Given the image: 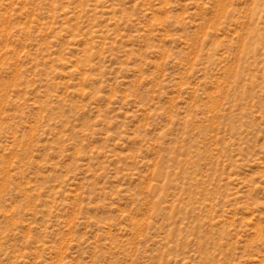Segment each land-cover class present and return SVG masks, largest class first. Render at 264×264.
<instances>
[{
    "label": "rangeland",
    "instance_id": "374dc122",
    "mask_svg": "<svg viewBox=\"0 0 264 264\" xmlns=\"http://www.w3.org/2000/svg\"><path fill=\"white\" fill-rule=\"evenodd\" d=\"M0 264H264V0H0Z\"/></svg>",
    "mask_w": 264,
    "mask_h": 264
},
{
    "label": "bare ground",
    "instance_id": "6f19581e",
    "mask_svg": "<svg viewBox=\"0 0 264 264\" xmlns=\"http://www.w3.org/2000/svg\"><path fill=\"white\" fill-rule=\"evenodd\" d=\"M255 31V30H254ZM251 32V31H250Z\"/></svg>",
    "mask_w": 264,
    "mask_h": 264
}]
</instances>
